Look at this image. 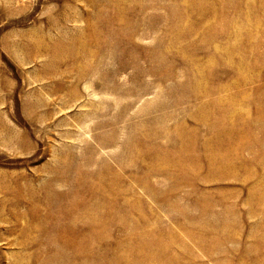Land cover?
Returning a JSON list of instances; mask_svg holds the SVG:
<instances>
[{"label":"rangeland","instance_id":"rangeland-1","mask_svg":"<svg viewBox=\"0 0 264 264\" xmlns=\"http://www.w3.org/2000/svg\"><path fill=\"white\" fill-rule=\"evenodd\" d=\"M0 264H264V0H0Z\"/></svg>","mask_w":264,"mask_h":264},{"label":"bare ground","instance_id":"bare-ground-1","mask_svg":"<svg viewBox=\"0 0 264 264\" xmlns=\"http://www.w3.org/2000/svg\"><path fill=\"white\" fill-rule=\"evenodd\" d=\"M11 140V139H10ZM255 211V210H254Z\"/></svg>","mask_w":264,"mask_h":264}]
</instances>
